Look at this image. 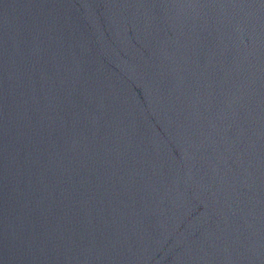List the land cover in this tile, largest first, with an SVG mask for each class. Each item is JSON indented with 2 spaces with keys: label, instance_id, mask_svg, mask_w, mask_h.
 <instances>
[{
  "label": "water",
  "instance_id": "obj_1",
  "mask_svg": "<svg viewBox=\"0 0 264 264\" xmlns=\"http://www.w3.org/2000/svg\"><path fill=\"white\" fill-rule=\"evenodd\" d=\"M0 264H264V0H0Z\"/></svg>",
  "mask_w": 264,
  "mask_h": 264
}]
</instances>
